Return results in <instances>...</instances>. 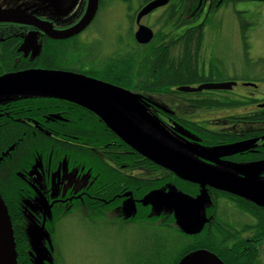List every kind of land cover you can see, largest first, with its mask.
<instances>
[{"label": "flooded vegetation", "instance_id": "1", "mask_svg": "<svg viewBox=\"0 0 264 264\" xmlns=\"http://www.w3.org/2000/svg\"><path fill=\"white\" fill-rule=\"evenodd\" d=\"M150 1L152 0H98L95 16L82 32L64 40H55L46 32L64 31L75 25L86 13L88 0H0V12L11 10L31 16L27 23L0 20V78L24 71L44 70L69 72L98 80L93 71L110 64L115 57L132 58L136 68L137 62L141 61L140 55L138 57L135 55L137 48H143L142 51H145L149 44H153L154 49L165 53L166 63L172 65L174 69L181 68L183 73L186 63L189 64V70L196 71V77L202 75L206 79L203 83L194 85L167 86L159 90V93L152 90L139 91L149 98L147 113L163 128L165 139L181 149L183 155H188L186 159L175 165L178 170L187 174L217 172L229 174L225 171V167L230 164L249 165L253 170L256 169V164L264 163V92L260 90L262 87L258 82L247 83L222 78L219 75L221 66H218L222 62L216 58L217 66L214 67L211 57L201 54L202 39L200 41L198 39L202 38L208 26V22H204L212 19L216 11L217 7L210 10L214 0H202L194 6V0H190L187 1L186 8L184 0H168L165 6L141 18L139 25L150 28L153 38L148 44H139L134 37L138 28L136 17L140 9ZM216 1L220 5L225 4L222 3L224 0ZM114 4H118L116 9L121 13L123 18L121 21L124 25L117 23L115 33L112 32L113 40L109 45H105L106 48L101 52L97 50L93 58L86 60V53L93 52L90 46L93 47L103 40L104 28L99 23V18L103 10L109 11L108 9L113 8ZM188 10L189 13L184 17V11ZM189 30H193V33L190 32L192 39L195 37V40L191 41L193 49L190 51L186 48ZM29 37L31 39L27 46L31 48L24 49V41ZM7 48H9L7 53H12L10 57L5 56ZM188 52L190 55H187ZM46 59L52 61L50 67L44 65ZM226 82L235 85L228 90L203 89L192 93L178 90L180 87L196 88L204 84ZM130 91L135 92V90ZM156 96L158 99L154 100ZM201 104L207 105L202 108ZM4 115L7 113L0 106V121L6 120ZM49 118L52 122L63 120L57 115H49ZM10 120L14 123L21 122L13 117ZM33 127L40 133L48 134L35 124ZM69 144L70 147L80 145L87 148L86 144L71 142ZM227 146H231L232 150L219 153L217 156L209 152L214 148ZM13 148L10 146L0 152V163L10 156ZM109 148V152L105 154L107 157L105 163L108 167H112L109 168L112 170L111 175L121 173L129 180L135 176L151 178L140 174L150 169L164 173L165 176H175L173 172L156 165L151 160L150 163L154 165L147 163L145 168L130 167L131 162L128 161L126 162L128 167L122 165L118 168L117 159L120 155L126 154L128 159H134L133 149L124 150L123 153L119 149L120 144L117 140H112ZM49 156L45 163L37 165L36 174L31 181L43 192V195L39 196L36 212H32L38 227L43 225L48 230L46 212L50 208L53 213L60 206H64L67 211L74 210L73 206H79L80 211H86L89 207L91 215L98 211L96 208L100 210V207L106 206L110 213L107 216L97 215L102 221L117 220L125 224L126 220L120 207L129 200V195L132 193L129 185L124 184L123 188L128 190L121 195L118 194V187L111 188L109 183L102 182L105 168L99 169L95 176L92 168L87 169L84 155H81L80 169L74 163V157L68 156L66 169L63 170L59 169V162L56 163L54 160L52 151ZM26 167L27 165L21 169L28 172L33 166ZM105 172L110 175L106 170ZM261 175L264 177V167ZM17 178L22 179L20 176ZM167 182L170 187L174 186V183ZM205 188L207 191L208 189L222 191L209 185ZM20 190L23 191L21 188ZM100 211L103 213L102 210ZM76 213L73 211L70 217L78 220L81 225L82 222H97L96 219L89 221L90 218L83 212L80 216Z\"/></svg>", "mask_w": 264, "mask_h": 264}, {"label": "trees", "instance_id": "2", "mask_svg": "<svg viewBox=\"0 0 264 264\" xmlns=\"http://www.w3.org/2000/svg\"><path fill=\"white\" fill-rule=\"evenodd\" d=\"M190 0H184V7ZM202 0H194V5ZM222 1V0H221ZM236 2L239 0H224ZM264 2V0H259ZM221 6L214 0L213 7ZM189 13L184 11V17ZM208 21L206 20L207 23ZM193 33L189 30L188 33ZM186 39V48L192 50V34ZM202 38L199 37L198 41ZM6 53V57L11 56V52ZM143 48H137L136 57L139 55L140 62L136 68L132 58L115 57L110 64H105L93 71L98 80L110 84L126 91L135 90L141 102H149V98L139 91L152 90L159 93V90L167 86L194 85L203 83L206 79L200 75L196 77V71L189 70V64H184V71L181 68L174 69L165 61V53L154 49L153 44ZM64 53H62V56ZM186 55V54H185ZM187 55H190L189 52ZM138 60V59H137ZM47 67L52 65V61L46 59L44 64ZM138 92V93H137ZM158 96H156L157 100ZM207 104H201L204 107ZM1 109H5L6 120L0 121V152L13 146L10 156L0 163V194L7 206L11 219L14 240L17 251V264H33L34 252L31 248L28 237V228L36 225L35 215L39 196L43 192L33 185L32 177L36 174L35 168L38 164H43L53 152V158L59 162V169H66L68 156L74 157V163L80 169L81 155L87 160L88 167L93 169L96 176L99 169H104L103 183L111 188L118 187V194L127 191L124 184L130 186L132 193L129 198L135 202V210L130 216L122 212L124 225H142L144 229L149 226L154 228L158 234L152 236V249L148 252L146 264H177L181 258L192 251L208 250L218 257L223 264H258V244L264 242V207L259 206L240 196L208 189V202L204 205L203 214L206 222L201 231L195 235L183 233L176 225L172 211L165 209L155 210L151 205H143L141 200L150 192L167 190L163 178H126L123 174L112 173V167L105 163V154L109 152V143L117 140L120 144V151L132 148L123 142L107 124L92 110L75 102L48 95V94H18L13 98H7L0 104ZM49 115L60 116L63 120L52 122ZM13 117L21 122L14 123L10 120ZM40 127L48 134L40 133L33 129V124ZM69 142L86 144L87 148L76 145L70 147ZM102 150V151H101ZM134 159H128L127 155H120L117 159L118 168L127 166L126 162H131L130 167L145 168L150 163L148 158L140 153L132 151ZM153 162V161H151ZM154 165L153 163H150ZM156 164V163H155ZM32 169L24 172L21 168L26 166ZM157 165V164H156ZM159 166V165H158ZM108 167V168H107ZM111 168V169H109ZM20 176L19 180L16 176ZM171 182L178 192L196 198L201 193V188L189 182L182 181L175 176H170ZM20 188L23 190L21 191ZM115 193V192H114ZM33 196V197H32ZM234 197V198H233ZM123 207V206H122ZM72 211H67L64 206H60L52 213L50 208L46 212L48 219V238L44 246L50 248L53 244L54 233L60 222L70 217L73 211L80 216L81 212L86 214L89 221L98 219L100 215L107 216L110 211L106 206L91 215L90 208L80 211L79 206H73ZM92 210V209H91ZM74 214V213H73ZM75 215V214H74ZM98 215V216H97ZM102 217V216H101ZM53 218V221H52ZM99 222L102 221L101 218ZM36 223V224H35ZM160 224V226H153ZM38 225V224H37ZM162 233V234H160ZM46 247L47 250L49 248ZM148 248V247H147ZM146 248V249H147ZM148 251V249H147ZM53 264H56L59 257L53 252Z\"/></svg>", "mask_w": 264, "mask_h": 264}, {"label": "rangeland", "instance_id": "3", "mask_svg": "<svg viewBox=\"0 0 264 264\" xmlns=\"http://www.w3.org/2000/svg\"><path fill=\"white\" fill-rule=\"evenodd\" d=\"M113 6L108 9L109 11L103 10L99 18V23L104 28L102 31L104 33L103 40L102 42L100 40L99 44H94L93 47L90 46L93 52L86 53V60L93 58L97 54V50L101 52L102 49H105V45H109V42L113 40L112 32L115 33L116 24L124 23L121 21L123 19L121 13L116 9L118 4ZM210 20L203 32L201 54L210 56L213 66H217L216 58L222 62L218 64L221 66L219 75L222 78L247 83L258 82L262 87L260 90L264 92V2L259 0L228 1L215 11ZM44 79L56 82L50 78ZM67 89L64 86L60 87L62 92H66ZM25 92L13 90L10 93L13 96H0V102L7 98H13L14 94ZM125 93V96L116 100L105 96L116 117L125 118L128 124L138 131L140 141L150 140L153 143H158L159 146H165L174 152L183 154L181 149L167 141L164 133L160 132L146 118L148 103L141 102L135 92ZM230 150H232L231 146H227L207 151L217 156L219 153ZM195 167L196 165H194ZM263 167V162L256 164L254 170L249 165L230 164L225 167V171L233 176H239L242 181H247L250 184L257 183L256 185L264 188V177L261 175ZM140 174L151 178H163L164 183H167L166 189H170L171 185L169 186L167 181L171 182V178L168 175L165 176L164 173L150 169L146 173ZM176 192L178 191L176 190ZM120 209L122 212L125 210L124 207H120ZM82 223L81 225L73 217H66L60 222L54 233L53 244L50 248L46 246L49 248L52 262L54 259L52 254L55 252L59 257L56 264H146L148 252L152 249V236L158 234L150 226L148 229L136 224L126 226L117 220ZM153 226H160V224ZM257 248L258 264H264V242L259 243Z\"/></svg>", "mask_w": 264, "mask_h": 264}, {"label": "water", "instance_id": "4", "mask_svg": "<svg viewBox=\"0 0 264 264\" xmlns=\"http://www.w3.org/2000/svg\"><path fill=\"white\" fill-rule=\"evenodd\" d=\"M167 2L168 0H152L140 9L136 17L138 28L134 34L137 43L148 44L153 38V32L150 28L139 25L141 18L157 8L165 6ZM97 6L98 0H88L86 13L75 25L64 31H51L50 33H46L55 40H64L79 34L93 20L97 11ZM30 18L31 16L18 11L8 10L0 12V20L27 23ZM30 39L31 37L24 41V49L31 48V46H27ZM44 78H50L56 82H49ZM233 85H235V83L232 82L210 83L200 85L196 88L180 87L178 90L185 93L199 92L203 89L228 90L231 89ZM247 85L255 86L253 84ZM61 86L68 88L66 92L60 91ZM13 90L26 91L25 94H48L60 97L94 111L107 126L133 150L155 162L157 165L173 172L177 178L193 184H198L201 188V193L196 198H192L181 192H176L175 187L172 186L173 188L170 187L167 192H150L141 200L143 205H151L155 210L165 209L167 211H172L176 225L187 235L191 236L199 233L206 222L203 216L204 214L202 213L204 205L208 202L207 190L205 188L207 185L240 196L264 207V188L260 185H256L257 183L250 184L247 181H242L241 178L226 173L187 174L178 170L175 166L187 158L185 155L174 152L165 146H159L158 143H153L150 140L140 141L138 131L133 126L129 125L125 118H117L115 113L111 111L109 102L105 99L107 97L115 100L119 99L126 95V90L74 73L44 70L24 71L0 78V96L7 95L8 97ZM145 115L150 123L160 132H163V128L153 117L147 112ZM123 207L125 209V215L130 216L135 210V202L129 199ZM27 233L31 248L34 252L33 264H53L49 251L43 247V241L48 238L44 226H30ZM0 264H17V251L12 223L7 206L1 195ZM177 264L223 263L212 252L200 249L188 253L181 258Z\"/></svg>", "mask_w": 264, "mask_h": 264}]
</instances>
